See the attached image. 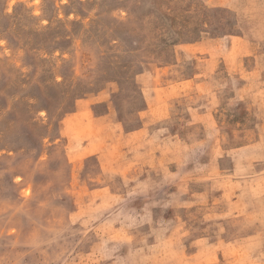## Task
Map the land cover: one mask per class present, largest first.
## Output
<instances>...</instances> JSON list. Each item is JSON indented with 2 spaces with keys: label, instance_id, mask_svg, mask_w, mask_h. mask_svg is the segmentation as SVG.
Instances as JSON below:
<instances>
[{
  "label": "rangeland",
  "instance_id": "obj_1",
  "mask_svg": "<svg viewBox=\"0 0 264 264\" xmlns=\"http://www.w3.org/2000/svg\"><path fill=\"white\" fill-rule=\"evenodd\" d=\"M0 264H264V0H0Z\"/></svg>",
  "mask_w": 264,
  "mask_h": 264
}]
</instances>
